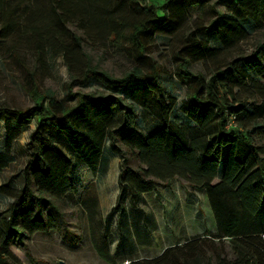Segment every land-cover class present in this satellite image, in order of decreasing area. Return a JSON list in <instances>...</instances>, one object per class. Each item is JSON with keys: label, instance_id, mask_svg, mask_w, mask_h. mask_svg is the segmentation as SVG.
<instances>
[{"label": "trees", "instance_id": "16d2710c", "mask_svg": "<svg viewBox=\"0 0 264 264\" xmlns=\"http://www.w3.org/2000/svg\"><path fill=\"white\" fill-rule=\"evenodd\" d=\"M127 1L119 0L99 15L92 11L87 19L90 25H101L110 42L132 52L137 64L122 76H113L91 63L82 39L66 28V12L60 9L65 0H53V24L33 30L39 57L44 43L50 42L51 55L64 58L70 73L66 85L69 99L58 100L51 91H41L33 83L28 89L31 98L44 97V104L26 109L0 106V119L9 133L16 130L13 137L20 133L21 123H36L20 171L22 187L10 191L6 184L0 185V193L12 198L0 212V264H22L10 250L12 238L23 246L31 264H39L25 241L35 232L62 223L57 202L74 187L75 164L48 134L51 128L65 135L94 174L109 138L120 159L114 205L120 217L125 214L126 200L136 206L141 193L166 186L172 179L206 190L216 220L215 233L206 232L182 245L169 246L156 258L122 264H183L174 253L191 250L201 238L247 243L258 253L264 252V147L254 144L251 136L256 129H264L257 124L264 118V99L252 104V110L245 106L253 98L256 81L264 77V41L250 54H238L234 59L221 56L222 51L248 37L245 25H264V0H216L211 6L214 17L208 24L190 29L175 52L176 76L186 88L180 110L190 124L173 115L176 102L166 95L159 80L164 71L146 54L155 37L173 35L183 19L167 15L165 5L171 0H164L160 6L149 0ZM18 2L0 0V42L6 41L20 23L10 19L3 25L4 19L16 12ZM122 2L126 3L124 13L118 10ZM216 4L223 6L222 10ZM80 9L86 8L77 6L74 12L68 8L70 14ZM50 30H58L64 38L48 37ZM199 62L211 65L207 73L189 69ZM90 75L112 88L129 85L127 99L103 91L73 90L74 83L87 84ZM134 104L155 120L156 129L151 134L143 135L137 128ZM127 153L138 161L137 167L129 164ZM6 164V160L1 161L0 170ZM104 253L101 256L108 261Z\"/></svg>", "mask_w": 264, "mask_h": 264}, {"label": "rangeland", "instance_id": "374dc122", "mask_svg": "<svg viewBox=\"0 0 264 264\" xmlns=\"http://www.w3.org/2000/svg\"><path fill=\"white\" fill-rule=\"evenodd\" d=\"M118 1L65 0V2H61L60 7L63 12H66V28L82 39L83 49L90 57L91 63L113 76H122L135 66L137 64L135 58L132 52L124 46L110 42L101 25H90L87 19H89L88 13L93 11L99 15L105 8L112 7ZM163 2L164 0H149V3L157 6L162 5ZM215 2L216 0H201L200 4L197 3V0L167 2L165 5L167 15L175 19L182 18V24L171 36L155 37L152 45L146 51V54L163 69L164 73L159 75V80L166 95L174 98L176 102L173 115L185 124H190V122L180 110V105L185 97L186 88L176 76L178 61L175 58V52L184 44L185 36L190 29L201 23L208 24L214 17L215 14L211 6H215ZM126 3H120L122 4L118 8L120 12H126ZM54 5L53 0H19L15 7L17 8L16 12L11 17L4 19L3 25L10 19H13V22L19 21L22 25L20 23L15 25L16 28L9 32L6 41L0 42L1 107L26 109L44 104V97H39L36 100L31 98L28 89L33 83H36L41 91H51L58 100L69 99L66 85L70 81V73L64 58L61 55H51L50 42L44 43L43 54L39 57L40 48L36 46L33 37V30H42L48 24H53ZM77 6L86 9H80V12L70 14L69 11H76ZM102 7L103 9H101ZM216 8L222 10L223 6L216 4ZM244 28L248 37L237 46L222 51V57L234 59L238 54H250L258 43L264 41V25L247 24ZM43 35L46 36L44 33ZM47 36L64 38L58 30H50ZM141 66L143 69L147 68L146 64ZM210 66L208 62H199L191 64L189 69L193 72L207 73ZM136 83L142 85L139 81ZM128 89L129 85L112 88L92 75H90L89 82L83 86L78 83L73 84V90L103 91L120 95L126 99ZM253 90V98L245 105L248 110H252V104H257L264 99V77L256 81ZM134 108L136 111L135 124L141 133L149 135L155 131V120L150 113L137 104H134ZM257 124L264 126V118L260 119ZM20 126V133L13 137L16 130H11L9 133L7 124L0 119V162L7 161L6 166L0 170V185L6 184L10 191L21 188L23 185L20 171L28 156L29 134L34 130L36 123L32 120L28 124L21 123ZM11 134L12 137H9ZM48 134L54 139L60 150L75 164L72 173L74 187L65 194L62 201L57 202L62 215V217H58V220H61L62 223L57 228L49 230V234L42 231L36 233L33 239L31 238L32 240L25 241L32 255L40 260L39 264H116L124 257V254L127 256L136 255L140 249L137 250L132 245L134 243L145 244V240L150 237L151 229L156 230V233L166 232L165 242L167 244L177 243L179 239L200 236L206 231L214 233L209 230L214 227V220L208 208L200 203L199 210L196 211L195 204L185 203L181 199L182 193L172 187L177 184V181H173L171 187L167 184L152 190L154 196L151 200H146L144 197L146 195H142L141 201H145L144 209L133 206L126 200L127 211L120 217L118 211L114 209L116 200L114 201V193L107 182V177L101 180V184L106 187V193L102 196L99 192L96 174L92 173L77 156L65 135L55 128H51ZM251 136L254 144L264 147V129H256ZM113 153L117 156L110 146L109 138H107L104 142L97 176L103 172L104 165L109 163V156ZM127 156L132 167L135 168L139 165L131 154L127 153ZM114 170L111 168L109 171H113L112 173L115 174ZM183 189L185 188L183 187ZM186 191L194 193L193 189L189 187ZM11 201V197L0 193V212H3ZM100 202L115 203L110 211L104 214V208L100 206ZM157 203H160V209L155 207ZM157 210L159 211L157 216L165 217L167 225L152 223L151 218ZM142 216L144 217L143 224L139 219ZM181 218H186L187 223L176 224ZM50 234H54V241L48 245L47 236ZM176 235H178L177 238ZM116 239H119V243L114 245ZM199 240L192 245L191 250L183 249L174 253L181 263L264 264V252L258 253L255 250L257 248L247 243L229 240L217 242L210 241L208 238ZM120 243L123 245L128 243L129 251L127 253H123L122 250L117 251ZM10 250L19 256L22 264H31L23 246L19 245L14 238L11 239ZM101 250L107 255L108 262L102 259Z\"/></svg>", "mask_w": 264, "mask_h": 264}, {"label": "crops", "instance_id": "0c3cea01", "mask_svg": "<svg viewBox=\"0 0 264 264\" xmlns=\"http://www.w3.org/2000/svg\"><path fill=\"white\" fill-rule=\"evenodd\" d=\"M109 157H110L109 158L110 159L109 160V163H107V164L104 165V167H105L104 169L102 168L103 169V172H100L99 176H97L98 169H99V166H98V169H97V171H96L95 174H96V178H97V181H98V186L100 188L99 192H101L102 196L104 195V193H106V187H105L104 184H101V180H103L104 177L105 178L107 177V182L110 185V187L112 188V193H114V201H115L116 200V197H117V194H118V191H119V186H118V175H119L118 164H119V158L114 153L111 154ZM111 168H113V170L115 169L114 170L115 171V174L112 173L113 171L112 172L109 171ZM178 180L179 179H172L168 184L171 187L173 185L172 182L173 181H177V184H174L172 186L173 189L176 188L178 191H180L182 193V198L181 199L184 200L185 203L187 202V203H191L193 205L195 204L196 211L199 210V204L200 203L203 204V205H205L208 208V210H209V212H210V214H211V216H212V218L214 220V227L209 228V230L215 233L216 230H217L216 220L214 218V214L212 212V209H211V206H210V203H209V199H208V195H207L206 190L205 189L191 188L184 181L180 180L181 181L180 182ZM183 187L185 189H183ZM188 187L191 188V189H193L194 193H188L186 191V189H188ZM152 192L153 191L141 193L139 202L137 203L136 207H139L140 209H144L143 206H145V201L144 202L141 201V198L143 197L142 195H146V196H144L146 200H151L152 197L154 196V194ZM114 203L115 202H113V204H105V203L100 202V206H102L104 208V214H107L108 211H110V209L114 205ZM157 204H158V206H157ZM157 204H155V207L156 208L161 207L160 203H157ZM126 211H127V208H126ZM158 214H159V211L158 210L154 212L153 218H151L152 223L155 224V225H157V224L159 225L161 223L164 226L167 225L166 224V222H167L166 221V218L165 217H162L160 215L157 216ZM139 219H141L140 222L142 223L144 217L143 216L142 217H139ZM187 221L188 220L186 218H184V219L181 218L180 221H177L176 222V224L187 223ZM150 231H151L150 232V237L145 240V244H137V243H134L132 245V247L134 246V248H136L137 250L140 249L139 252L136 255L127 256V255L124 254L123 255L124 257L122 256L123 258H121L120 260H118L116 262V264L128 263V262H130L132 260H136V259H143V258L152 259V258H156V257L160 256L162 254V252L167 247L173 246V245H176V244L177 245L178 244L182 245L186 240H188V239H179L177 241V243H174V244L168 243L167 244L165 242L166 232H164V231L163 232H160L159 231V233H156V230H154V229L153 230L151 229ZM41 232L42 231L35 232L32 235L31 238L33 239V237L35 236L36 233H41ZM206 232H209V231H206ZM46 234H49V230L46 231ZM177 236L178 235H176L175 237L177 238ZM207 236H209V235H207ZM31 238H30V240H32ZM183 238H185V237H183ZM47 239H48L47 243H48V245H50V242L51 241H54V234L48 235L47 236ZM189 239H191V238H189ZM174 240H176V239H174ZM214 240L217 241V239H214ZM223 240H225V239H223ZM125 242H128V241H125ZM217 242H219V241H217ZM118 243H119V239H116L114 241V245L115 244H118ZM118 247L119 248H118L117 251H121L122 250L123 253H127L129 251L128 243H126V244L124 243V245L120 243ZM141 250H143V251H141ZM13 253L15 254V252H13ZM15 255L17 257H19L17 254H15ZM182 261H183V259H182Z\"/></svg>", "mask_w": 264, "mask_h": 264}]
</instances>
